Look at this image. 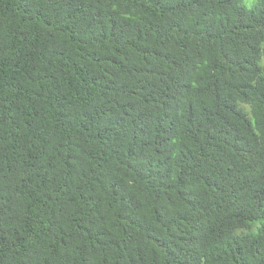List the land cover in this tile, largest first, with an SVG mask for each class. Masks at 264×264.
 <instances>
[{"label": "trees", "instance_id": "trees-1", "mask_svg": "<svg viewBox=\"0 0 264 264\" xmlns=\"http://www.w3.org/2000/svg\"><path fill=\"white\" fill-rule=\"evenodd\" d=\"M264 0H0V264H264Z\"/></svg>", "mask_w": 264, "mask_h": 264}, {"label": "rangeland", "instance_id": "rangeland-1", "mask_svg": "<svg viewBox=\"0 0 264 264\" xmlns=\"http://www.w3.org/2000/svg\"><path fill=\"white\" fill-rule=\"evenodd\" d=\"M261 66L264 68V58H262Z\"/></svg>", "mask_w": 264, "mask_h": 264}]
</instances>
